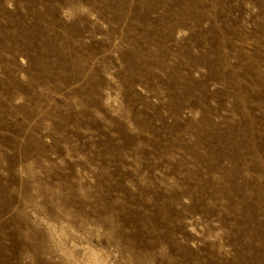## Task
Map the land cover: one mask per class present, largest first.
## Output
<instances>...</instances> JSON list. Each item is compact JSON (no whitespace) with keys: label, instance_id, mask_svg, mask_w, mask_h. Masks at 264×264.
Masks as SVG:
<instances>
[{"label":"rangeland","instance_id":"1","mask_svg":"<svg viewBox=\"0 0 264 264\" xmlns=\"http://www.w3.org/2000/svg\"><path fill=\"white\" fill-rule=\"evenodd\" d=\"M0 264H264V0H0Z\"/></svg>","mask_w":264,"mask_h":264},{"label":"bare ground","instance_id":"2","mask_svg":"<svg viewBox=\"0 0 264 264\" xmlns=\"http://www.w3.org/2000/svg\"><path fill=\"white\" fill-rule=\"evenodd\" d=\"M99 256H100V255H99ZM99 256H98V257H99Z\"/></svg>","mask_w":264,"mask_h":264}]
</instances>
